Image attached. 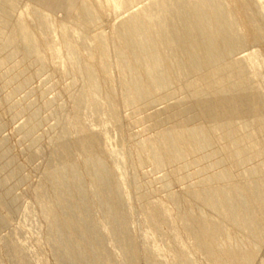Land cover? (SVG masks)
<instances>
[{
	"label": "rangeland",
	"instance_id": "rangeland-1",
	"mask_svg": "<svg viewBox=\"0 0 264 264\" xmlns=\"http://www.w3.org/2000/svg\"><path fill=\"white\" fill-rule=\"evenodd\" d=\"M128 1L113 9L105 0H0V264H214L198 239L202 228L215 250L252 252L218 264H264V226L248 199L264 202V0H225L247 36L208 56L212 70L184 63L179 55L189 48L166 46L167 72L159 61L147 75L117 53V31L160 0ZM185 6L170 1L178 26ZM153 14L161 32L163 15ZM19 22L34 49L7 41ZM137 27L134 51L152 57ZM247 53L256 55L254 73ZM235 62L245 69L239 84L210 90L199 82ZM174 132L188 150L171 141Z\"/></svg>",
	"mask_w": 264,
	"mask_h": 264
},
{
	"label": "bare ground",
	"instance_id": "bare-ground-1",
	"mask_svg": "<svg viewBox=\"0 0 264 264\" xmlns=\"http://www.w3.org/2000/svg\"><path fill=\"white\" fill-rule=\"evenodd\" d=\"M124 1V0H123ZM128 1V0H125ZM132 1V0H131ZM171 1V0H170ZM170 1L168 0H160L158 1V3H155V6H153L155 12H160L163 15V18L159 21L158 25L160 26L159 28L162 29L161 32H157V29L154 27V19L156 20V17L153 13L154 10L153 9H149L152 8V4L147 7V5L143 8H147L148 10L144 11L143 13V9L142 12L143 13V18L142 21L139 22V14H136V17H130L129 19H126V21H124L121 25V29L118 32L117 31V35L119 37V42L120 44H118V46H120V48H118L117 53L119 54H123L125 56V59L127 60V63L130 65L128 67H131L133 69V71L135 73L141 72L143 70V72H146L147 75V71H150V69L153 68V66L158 63L159 61L162 62V64L164 65L163 67H165V70L167 72L168 70V65L167 64V60H166V53L164 52V48L167 47H173L175 50H177V53L183 51L184 48H189L190 52L189 53H185V54H180V58L181 60L184 61V63L188 64L194 59L196 60V62H199V64L202 67L206 68V72L207 70L210 69V65H209V58L208 56H212L215 58H218L220 55H222L225 52V48H226V44H230L233 42H242L243 40L246 39L247 36V31L245 30L243 25H240L239 22L237 20H235L232 17V13L231 10L228 8V6L225 3V0H220L221 2H219L220 4L218 5H213L212 4V0H186V12L187 13H183V14H179L177 15V19H179L181 21V26L176 25L175 20H173L172 17H170L168 15V10L170 7ZM193 1V2H192ZM262 1V0H261ZM121 2V1H120ZM130 1H128L127 3H129ZM169 2V3H168ZM258 2V1H257ZM10 3V2H7ZM105 3H107V5H111L113 9H117L118 7L120 8V4L119 0H105ZM153 3V2H152ZM264 3V2H263ZM126 4V3H124ZM259 4V2H258ZM122 5V4H121ZM125 6V5H123ZM245 6H248V2L246 1ZM260 7V6H259ZM98 8V7H97ZM84 9V8H83ZM99 9V8H98ZM261 9V8H260ZM2 10V9H1ZM97 10V9H96ZM100 10V9H99ZM159 10V11H158ZM153 11V12H152ZM78 12V11H77ZM140 13V12H139ZM132 16V15H131ZM135 16V15H133ZM6 17V10H2L1 14H0V22L1 23H5L4 22V18ZM79 17V16H78ZM141 17V16H140ZM246 18V15L244 16ZM248 17V16H247ZM85 18V17H84ZM141 20V19H140ZM158 21V20H157ZM16 23V22H15ZM14 23V24H15ZM232 24H236L237 27H240L241 31H238L236 33V35L234 36L231 31H230V26ZM138 26V27H137ZM235 26V25H234ZM137 28H140V34H142V36L144 37V42L145 45L147 46V48H151L153 50V55L152 57H148V58H140L139 55L137 53H135L134 51V44H133V40H131V36L132 33L134 32V30H136ZM236 27V26H235ZM29 29V28H28ZM23 24H21L19 22V24H16L14 27L12 26V29L10 31V34L7 35V41H11V40H17L20 42V40L22 41V44L24 46H27L31 49H34L36 42L35 41V36L33 37L32 34H30V31L28 30ZM84 29V28H83ZM239 29V28H238ZM118 30V29H117ZM233 30V29H232ZM263 30V29H262ZM201 32L202 33V37L203 39L199 38L198 33ZM135 33V32H134ZM0 35L3 36V32L2 29L0 28ZM6 35V34H5ZM137 35V34H136ZM135 35V36H136ZM251 35L253 37L254 40H257V38L260 35V31L259 28H257L255 25L253 27V29L251 30ZM138 36V35H137ZM139 37V36H138ZM37 38V37H36ZM4 39V38H3ZM118 39V38H117ZM137 40V39H136ZM261 40V39H260ZM6 41V40H5ZM6 41V42H7ZM39 41V40H38ZM8 43V42H7ZM139 44V43H138ZM101 45V44H100ZM99 45V46H100ZM38 46V45H37ZM36 46V47H37ZM138 46V45H137ZM241 46V45H240ZM102 47V46H100ZM229 47V46H228ZM36 49V48H35ZM142 49V48H141ZM228 49V48H226ZM186 50V49H185ZM253 50V49H252ZM38 50H35L34 52H36ZM141 51V50H140ZM249 52V51H247ZM251 52V51H250ZM33 53V52H32ZM143 53V51H142ZM149 53V52H148ZM171 53V52H170ZM37 54V52H36ZM118 54V55H119ZM140 54V53H139ZM248 54V53H247ZM244 57V61H246L247 66H251L256 67L254 65H256L255 63L257 62L256 59V55L255 53H250ZM121 56V55H120ZM222 58V57H221ZM241 58H243L241 56ZM103 60V59H102ZM173 60V59H172ZM213 60V59H212ZM101 61V60H100ZM99 61V63H100ZM1 62V61H0ZM104 62V61H102ZM101 62V63H102ZM177 62V61H176ZM173 63V62H172ZM258 63V62H257ZM2 64V63H0ZM160 64V63H158ZM101 65V64H100ZM88 66V65H87ZM176 66V65H174ZM191 66V65H190ZM196 66V65H195ZM125 67V65H124ZM127 67V66H126ZM157 67V66H156ZM216 67V66H215ZM214 67V69H215ZM130 68V69H131ZM213 68V67H211ZM250 68V67H249ZM85 72L87 74V76H92V72L93 70L90 67H86L85 68ZM251 69V68H250ZM123 70V69H122ZM158 70V69H157ZM181 70V69H180ZM212 70V69H210ZM254 70V68L252 69V71ZM84 71V70H83ZM214 71V70H213ZM213 71H208L209 73L213 72ZM159 72V71H158ZM171 72V71H170ZM192 72V71H191ZM206 72L205 76H206ZM105 73V72H104ZM165 73V72H164ZM207 73V74H209ZM214 73V72H213ZM254 73V71L252 72ZM92 74V75H91ZM161 74V73H160ZM167 74V73H166ZM244 74H245V69L243 67L240 66V64L238 62L235 63H231L228 65H221L218 66L215 69V75L217 76L216 80H213L212 82H209L208 80H210V75H208L206 78H204L205 76H203L202 74V79H201V75L198 78L201 79L199 80L200 83H202L203 85L205 84L206 88L213 90L214 88H216L217 86H223L225 84H228V82L231 79H235V83L237 81V84H239L241 82V79L244 78ZM159 75V73H158ZM212 75V73H211ZM215 75H213L215 77ZM157 76V75H156ZM175 76V75H174ZM141 83L143 88L148 87L149 86V77L145 76V74L143 73V76H141ZM151 77V76H150ZM167 77V76H165ZM209 77V78H208ZM212 77V76H211ZM216 78V77H215ZM90 79V78H89ZM137 79V78H136ZM183 79V78H182ZM212 79H214L212 77ZM86 80V79H85ZM92 80V79H91ZM140 80V79H138ZM156 80V79H154ZM159 80V79H158ZM163 80V79H162ZM240 80V82H239ZM243 80V79H242ZM133 81V80H131ZM170 81V80H168ZM203 81V82H201ZM134 82V81H133ZM161 82V81H160ZM159 82V83H160ZM174 82V81H173ZM205 82V83H204ZM239 82V83H238ZM159 85V84H157ZM161 85V84H160ZM164 85V84H163ZM167 85V84H166ZM189 84H187L186 86H188ZM140 86V85H139ZM224 87V86H223ZM134 88V87H133ZM152 88V87H151ZM154 88V87H153ZM205 88V87H204ZM235 88V87H234ZM96 89V88H95ZM132 89V88H131ZM130 88H128L125 93H126V99L128 102H132L137 98L135 93L131 90ZM140 90V89H139ZM142 90V89H141ZM197 90V89H196ZM137 91V90H136ZM138 93V92H137ZM225 93V92H224ZM145 95V94H144ZM136 97V98H135ZM138 99V98H137ZM220 101V100H219ZM131 103V104H132ZM257 108V107H256ZM264 127V126H263ZM258 128V127H257ZM227 132V131H226ZM260 133V132H259ZM247 134V133H246ZM202 135V134H201ZM227 135V134H226ZM244 136V135H243ZM186 137V136H185ZM197 137V136H196ZM199 137V136H198ZM210 137V135H209ZM170 138L172 139L171 141L173 143H177L179 145L182 146L183 150H188L189 146L191 143H189L190 141H187L186 139L183 138V135L181 132H174V135L170 136ZM194 138V137H193ZM203 138V137H202ZM200 138V141L201 139ZM166 138H163V140L161 139V141H163L164 143L162 144L161 142V146L158 147L159 149V153L158 156H161L160 159L162 160V158L166 157V151L169 149H167V145L165 143ZM188 139V138H187ZM239 139V138H238ZM190 140V139H189ZM215 140V139H214ZM157 141V140H156ZM196 141V140H195ZM213 141V140H212ZM217 141V140H215ZM262 141V140H261ZM169 142V141H168ZM167 142V143H168ZM209 142V141H208ZM254 142V141H253ZM252 142V143H253ZM257 142V141H256ZM170 143V142H169ZM198 143V142H197ZM249 143V142H248ZM158 144V143H157ZM176 144V145H177ZM193 144V143H192ZM159 145V144H158ZM174 145V144H173ZM202 145V144H201ZM149 146V145H148ZM175 146V145H174ZM195 146V145H194ZM155 147V146H154ZM176 147V146H175ZM199 148V147H198ZM240 148V147H239ZM249 148V147H248ZM181 149V148H180ZM241 149V148H240ZM175 150V149H174ZM236 150V149H235ZM177 151V150H176ZM245 151V150H244ZM170 154V151H168ZM238 153V152H237ZM252 156V155H251ZM229 157V156H228ZM157 158V157H156ZM168 158V157H167ZM166 158V159H167ZM246 158V157H245ZM159 159V158H158ZM176 159V158H175ZM161 160H158L161 161ZM155 162V161H154ZM156 164V162H155ZM262 164V163H261ZM88 165V164H87ZM260 170V169H259ZM96 172V171H95ZM226 172V171H225ZM219 175V174H218ZM98 177V176H97ZM219 178V177H218ZM216 179V178H215ZM254 180V179H253ZM264 180V179H263ZM262 185V184H261ZM264 187V186H263ZM260 188V187H259ZM251 190V189H250ZM248 191V189H247ZM250 193V192H249ZM243 194V193H242ZM226 195V194H225ZM198 196V195H197ZM255 196V195H254ZM223 197V196H222ZM264 197V194H263ZM200 199V198H199ZM249 199V203L252 205V207L254 208V214H253V218H255L256 220H259L263 223L264 226V210H263V205L264 202L262 201V199L260 198L259 200L253 199L252 197H248ZM248 203V204H249ZM210 207V206H209ZM158 210V209H157ZM235 213V212H234ZM227 216V215H226ZM49 220L54 219L55 217V213L54 212H49L47 215ZM201 218V217H200ZM252 218V217H251ZM55 220V219H54ZM58 221V220H57ZM195 222V221H194ZM193 222V223H194ZM205 223V222H204ZM211 223V222H210ZM248 223V222H247ZM246 223V224H247ZM208 224V223H207ZM254 224V223H253ZM252 224V225H253ZM200 225V224H199ZM246 226V225H245ZM217 229V228H216ZM72 239V238H71ZM198 239L201 243H203L207 248L211 249L209 250L210 256L209 258H212V262L214 264H218L220 261L223 260V258H227L230 259L231 261H236L242 257L244 258H251L252 257V252L249 251L247 253H244L242 255L239 254H234L226 252V251H218L215 250L212 246L213 240H212V235L211 233L205 231L203 228L199 229L198 231ZM224 242V241H223ZM225 244V243H224ZM225 247V246H224ZM201 249V248H200ZM253 251V250H252ZM207 253V252H206ZM209 255V253H207ZM69 260V259H68ZM225 260V259H224ZM211 261V259H210ZM242 261V260H241ZM240 263V262H239Z\"/></svg>",
	"mask_w": 264,
	"mask_h": 264
}]
</instances>
